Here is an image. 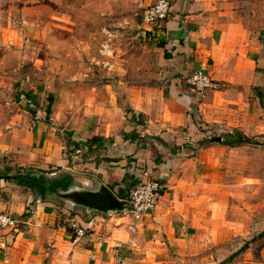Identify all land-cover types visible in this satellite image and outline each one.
Listing matches in <instances>:
<instances>
[{
  "label": "crops",
  "instance_id": "obj_1",
  "mask_svg": "<svg viewBox=\"0 0 264 264\" xmlns=\"http://www.w3.org/2000/svg\"><path fill=\"white\" fill-rule=\"evenodd\" d=\"M137 1L143 11L158 0ZM246 1L171 0L167 21L147 26L141 18L132 41L121 39V46L116 39L124 32L100 27L114 54L111 68L106 58L100 62L109 73L86 76L96 85L86 90L84 106L60 91L51 122L42 110L34 117L25 94L16 100L0 85V213L18 221L16 228L0 229V264H256L248 253L227 262L237 250L220 247L248 238L254 226L249 221L242 231L226 220L234 202L227 155L252 144L223 142L229 135L264 136V98L257 88L263 87L264 27H249L256 14L244 9ZM1 12L0 53L6 55L0 68H7L13 65L9 54L46 32L20 36L13 11ZM259 13L264 19V10ZM21 17H29L27 9ZM194 71L221 88L198 98L185 80ZM23 82L22 91L35 101L36 92ZM30 169L50 179L67 174L71 184L42 199L12 179ZM148 180L165 188L157 208L132 232L128 210L104 208L110 196L127 207L130 193ZM73 224L88 231L77 243Z\"/></svg>",
  "mask_w": 264,
  "mask_h": 264
},
{
  "label": "rangeland",
  "instance_id": "obj_2",
  "mask_svg": "<svg viewBox=\"0 0 264 264\" xmlns=\"http://www.w3.org/2000/svg\"><path fill=\"white\" fill-rule=\"evenodd\" d=\"M0 8L2 14H6V10L13 11L11 22L15 33L20 36L24 37L26 31L38 28L43 33L45 29L43 40L31 36L28 47L23 48V52L8 55V63L13 65H8L7 68L3 65L0 68V85L2 89L10 90L8 95L14 96V99L21 93L25 94V102L30 104L34 117L42 110L45 114L43 116L48 117L50 122L53 117L52 109L60 99V91L77 96L74 104L84 106L86 90L96 85L90 80V76H86H102L104 72L107 76L109 73L100 63L104 60L100 50L107 39L105 31L100 29L104 27L114 33L117 30L124 32L123 37L116 39L121 46V39L122 42L132 41L133 28L143 13L137 0H40V3L35 0L27 3L7 0L4 5L1 3ZM23 9H27L29 14L26 19L21 17ZM244 9L253 10L256 14H251L252 18H248L249 27L252 26L254 31L264 27V19L259 17V12L264 10V3L247 0ZM56 12L60 14L59 19L54 18ZM245 14L247 16L248 13L245 11ZM3 18L5 23L6 16L3 15ZM27 52L33 60L26 59ZM5 55L4 51L0 53L2 58ZM115 74L116 72L110 73L111 76ZM22 82L26 89L36 92L35 101L27 97L25 89L22 91ZM262 86L257 88L264 98V71ZM67 101L65 99L63 103ZM252 140L254 145L236 148L231 155H227V159H230L226 168L229 171L227 184L234 202L233 208L227 212L226 220L237 222L242 231L245 224L252 221L253 231L248 238H231L222 242L220 247H226L230 253L234 249L237 250L236 253H248L249 262L262 264L264 236L258 237L264 233V136L254 137ZM242 248L243 251H240Z\"/></svg>",
  "mask_w": 264,
  "mask_h": 264
},
{
  "label": "built area",
  "instance_id": "obj_3",
  "mask_svg": "<svg viewBox=\"0 0 264 264\" xmlns=\"http://www.w3.org/2000/svg\"><path fill=\"white\" fill-rule=\"evenodd\" d=\"M171 0H158L155 4L149 6L142 13V23L147 26H153L161 22H165L169 19L172 12ZM109 43L102 45L101 53L106 58L103 64L111 68L110 59L114 54L111 51ZM187 84L198 98H204L205 95L212 90H219L221 85L213 80L210 75L202 71H194L185 77ZM165 186L158 180H148L139 186H137L129 196L128 200V213L131 217L133 224L131 225V231L136 230V225L147 214L154 211L159 205L162 197V191ZM18 221L11 215L6 213H0V229L16 228ZM74 229V243L79 242L88 235L86 228L77 224L72 225Z\"/></svg>",
  "mask_w": 264,
  "mask_h": 264
},
{
  "label": "trees",
  "instance_id": "obj_4",
  "mask_svg": "<svg viewBox=\"0 0 264 264\" xmlns=\"http://www.w3.org/2000/svg\"><path fill=\"white\" fill-rule=\"evenodd\" d=\"M48 114H50V110L48 111ZM223 144L229 147H239L242 145H254L255 143L251 138L241 134L237 136L229 135L228 139L224 141ZM3 177L7 178V174ZM0 178H2V176H0ZM12 179H15L19 185L26 186L36 192L42 199H45L48 193L52 194L58 189L66 191L71 184L70 177L67 174L56 179H50L45 177L43 171L40 173L33 169L26 170L24 173L19 172V174L13 176ZM262 236H264V233L260 234L258 238ZM240 251H243V248ZM239 254L241 253L238 252L234 254L227 260V262L233 260Z\"/></svg>",
  "mask_w": 264,
  "mask_h": 264
},
{
  "label": "water",
  "instance_id": "obj_5",
  "mask_svg": "<svg viewBox=\"0 0 264 264\" xmlns=\"http://www.w3.org/2000/svg\"><path fill=\"white\" fill-rule=\"evenodd\" d=\"M218 141L220 142L221 139H218ZM84 195L94 197V196L99 195V193H85ZM127 208H128V206L126 207L125 203H122L121 201H119L114 196H110V198H108V200H107V206L104 209L106 211L115 212V211H124Z\"/></svg>",
  "mask_w": 264,
  "mask_h": 264
}]
</instances>
